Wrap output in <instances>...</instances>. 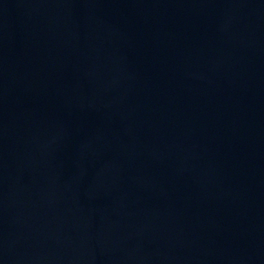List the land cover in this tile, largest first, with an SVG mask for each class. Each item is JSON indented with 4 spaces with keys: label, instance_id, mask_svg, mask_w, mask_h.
<instances>
[{
    "label": "water",
    "instance_id": "water-1",
    "mask_svg": "<svg viewBox=\"0 0 264 264\" xmlns=\"http://www.w3.org/2000/svg\"><path fill=\"white\" fill-rule=\"evenodd\" d=\"M0 264H264V0H0Z\"/></svg>",
    "mask_w": 264,
    "mask_h": 264
}]
</instances>
